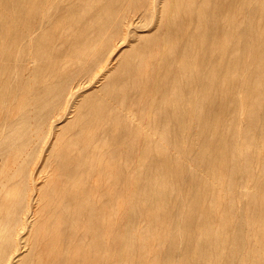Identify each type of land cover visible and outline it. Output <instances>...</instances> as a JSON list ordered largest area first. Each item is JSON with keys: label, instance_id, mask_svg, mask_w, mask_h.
Instances as JSON below:
<instances>
[{"label": "bare ground", "instance_id": "6f19581e", "mask_svg": "<svg viewBox=\"0 0 264 264\" xmlns=\"http://www.w3.org/2000/svg\"><path fill=\"white\" fill-rule=\"evenodd\" d=\"M263 150L264 0H0V264H264Z\"/></svg>", "mask_w": 264, "mask_h": 264}, {"label": "rangeland", "instance_id": "374dc122", "mask_svg": "<svg viewBox=\"0 0 264 264\" xmlns=\"http://www.w3.org/2000/svg\"><path fill=\"white\" fill-rule=\"evenodd\" d=\"M142 31H143V30H142ZM123 50H127L126 47H125V46H122V45H119L118 49L115 50V53H117V54L114 56V59L112 60V62L115 63V58H116L117 56H119V54H120ZM72 110H74V109H72ZM70 111H71V110H70ZM70 116H71V115L68 114V115L62 117L63 125H64V126H66V125L68 124V123H66V122H67V119H69ZM262 152H264V150H263ZM248 186H249V183H248ZM248 186H247V187H248ZM245 188H246V186H245V185H242V187L238 188L237 190H239V192H242V190H244ZM262 189H264V187H263ZM216 223H217V222H216ZM220 254H223V253L220 251ZM180 261H181V257H177V258L175 259V262H176V263H178V262H180Z\"/></svg>", "mask_w": 264, "mask_h": 264}]
</instances>
